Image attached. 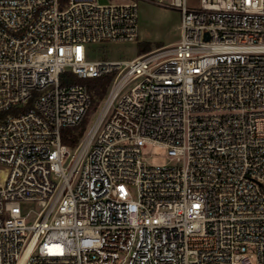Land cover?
I'll list each match as a JSON object with an SVG mask.
<instances>
[{"label": "built area", "instance_id": "1", "mask_svg": "<svg viewBox=\"0 0 264 264\" xmlns=\"http://www.w3.org/2000/svg\"><path fill=\"white\" fill-rule=\"evenodd\" d=\"M138 1L0 0V264H264V0H156L176 42L90 57L137 39ZM64 71L112 74L74 146Z\"/></svg>", "mask_w": 264, "mask_h": 264}, {"label": "rangeland", "instance_id": "2", "mask_svg": "<svg viewBox=\"0 0 264 264\" xmlns=\"http://www.w3.org/2000/svg\"><path fill=\"white\" fill-rule=\"evenodd\" d=\"M100 3L122 2L125 0H98ZM198 0H188L189 4H196ZM138 37L135 41H105L90 44V57L108 59H130L139 52L141 44H148L151 49L172 44L180 36V11L177 8L163 5L156 0L138 1ZM137 81L129 82L126 90ZM103 99L99 104L89 107L85 117V129L81 136L90 129L102 107ZM80 136V137H81ZM143 154L149 163H159L165 160L164 151L158 146L148 145ZM133 193H136L134 187Z\"/></svg>", "mask_w": 264, "mask_h": 264}, {"label": "trees", "instance_id": "3", "mask_svg": "<svg viewBox=\"0 0 264 264\" xmlns=\"http://www.w3.org/2000/svg\"><path fill=\"white\" fill-rule=\"evenodd\" d=\"M151 47L144 43L140 45L138 54H141L143 52H146L150 50ZM112 77V74H106L99 77H88L85 79L78 78L77 76L73 75L69 71H64L60 75V81L61 83L65 82H81L84 83L91 95V103L90 107L92 105L99 104V101H101L106 92L107 87L109 85L110 79ZM3 114V113H0ZM85 118L82 120V122L74 127H64L61 129V140L63 143L74 146L77 141L79 140L80 136L82 135L84 129H85Z\"/></svg>", "mask_w": 264, "mask_h": 264}, {"label": "crops", "instance_id": "4", "mask_svg": "<svg viewBox=\"0 0 264 264\" xmlns=\"http://www.w3.org/2000/svg\"><path fill=\"white\" fill-rule=\"evenodd\" d=\"M176 42V41H175Z\"/></svg>", "mask_w": 264, "mask_h": 264}]
</instances>
